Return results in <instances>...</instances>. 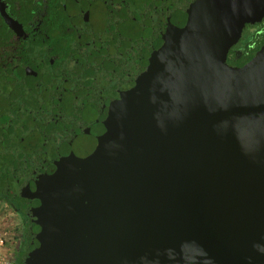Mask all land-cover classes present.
I'll use <instances>...</instances> for the list:
<instances>
[{
    "label": "water",
    "instance_id": "obj_1",
    "mask_svg": "<svg viewBox=\"0 0 264 264\" xmlns=\"http://www.w3.org/2000/svg\"><path fill=\"white\" fill-rule=\"evenodd\" d=\"M220 2L70 0L55 70L0 73L19 264H264V50L226 64L264 0Z\"/></svg>",
    "mask_w": 264,
    "mask_h": 264
},
{
    "label": "flooded vegetation",
    "instance_id": "obj_2",
    "mask_svg": "<svg viewBox=\"0 0 264 264\" xmlns=\"http://www.w3.org/2000/svg\"><path fill=\"white\" fill-rule=\"evenodd\" d=\"M69 2L70 0H0V73L12 68L29 69L34 74L55 70L56 64L64 60L77 38L76 29L65 8ZM209 2L221 3L220 0ZM262 50L264 14L247 19L240 36L227 52L226 64L235 69L245 67L258 58ZM4 197L6 196L0 195V203L18 214L23 239V217L14 207L17 205L19 208L18 204L9 199L10 203ZM22 248L21 240L14 262L19 258Z\"/></svg>",
    "mask_w": 264,
    "mask_h": 264
},
{
    "label": "rangeland",
    "instance_id": "obj_3",
    "mask_svg": "<svg viewBox=\"0 0 264 264\" xmlns=\"http://www.w3.org/2000/svg\"><path fill=\"white\" fill-rule=\"evenodd\" d=\"M0 239L3 241L0 252L2 262H14L22 240V226L18 214L4 203H0Z\"/></svg>",
    "mask_w": 264,
    "mask_h": 264
},
{
    "label": "trees",
    "instance_id": "obj_4",
    "mask_svg": "<svg viewBox=\"0 0 264 264\" xmlns=\"http://www.w3.org/2000/svg\"><path fill=\"white\" fill-rule=\"evenodd\" d=\"M4 198L10 202L9 199H7L6 197H4ZM14 207L17 209V212L20 214V216L23 217L22 218V221H23V239H22L23 248L21 250V254H20L19 258L15 262V264H19L20 260L22 259V257L25 254V246H24L25 244L24 243H26V237H27L26 218L23 216V214H21V212L19 211V208H17V205H14Z\"/></svg>",
    "mask_w": 264,
    "mask_h": 264
},
{
    "label": "built area",
    "instance_id": "obj_5",
    "mask_svg": "<svg viewBox=\"0 0 264 264\" xmlns=\"http://www.w3.org/2000/svg\"><path fill=\"white\" fill-rule=\"evenodd\" d=\"M3 244V241L0 239V252H1V246ZM2 259L0 258V264H15V262H2Z\"/></svg>",
    "mask_w": 264,
    "mask_h": 264
}]
</instances>
